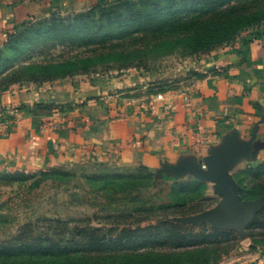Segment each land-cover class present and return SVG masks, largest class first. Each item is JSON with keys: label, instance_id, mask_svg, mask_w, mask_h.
I'll return each mask as SVG.
<instances>
[{"label": "rangeland", "instance_id": "rangeland-1", "mask_svg": "<svg viewBox=\"0 0 264 264\" xmlns=\"http://www.w3.org/2000/svg\"><path fill=\"white\" fill-rule=\"evenodd\" d=\"M120 1L0 0V5L31 8L25 26L10 30L13 36L0 49V95L13 88L22 91L68 79L127 74L143 79L149 97L164 95L186 84L189 68L200 58L233 48L240 37L264 25L260 6L259 20L209 51L153 49L126 67L80 62L90 56L93 39L72 19ZM220 1L224 8L233 3ZM253 10L245 6L237 12L246 16ZM96 169L82 164L33 174L0 173V255L3 249L10 253L33 240L52 239L49 228L58 220L106 229L107 245L124 252L84 264H242L252 253L264 254V166L243 172L237 184L238 207L232 215L256 208L243 238L211 224L209 216L216 212L218 201L205 196L203 185L176 186L141 173L102 176ZM121 229L123 236L117 240Z\"/></svg>", "mask_w": 264, "mask_h": 264}, {"label": "crops", "instance_id": "crops-1", "mask_svg": "<svg viewBox=\"0 0 264 264\" xmlns=\"http://www.w3.org/2000/svg\"><path fill=\"white\" fill-rule=\"evenodd\" d=\"M30 10L0 5V49ZM188 72L153 110L143 79L128 74L9 89L0 95V173L103 165L203 185L218 207L232 201L242 173L264 164V25ZM242 264H264V254Z\"/></svg>", "mask_w": 264, "mask_h": 264}, {"label": "trees", "instance_id": "trees-1", "mask_svg": "<svg viewBox=\"0 0 264 264\" xmlns=\"http://www.w3.org/2000/svg\"><path fill=\"white\" fill-rule=\"evenodd\" d=\"M220 2L123 0L115 5L91 8L85 14L72 19L79 21L81 30L88 31V35L93 39L90 42V56L83 57L80 62H89L90 67H126L133 64L139 55L149 53L153 49L167 50L177 47L191 53L209 51L221 46L243 28L259 20L261 12L258 7H264V0H233V3L225 8ZM245 6H251L254 10L246 16H240L237 11L245 9ZM227 17L229 21L226 22L224 18ZM24 26L23 24L22 27ZM12 36V33L7 34L6 40ZM62 65L64 67V63ZM94 166L97 168V174L102 176L116 173L103 165ZM262 166L264 164L258 168ZM201 188L205 189L204 186ZM51 223L54 224L49 228L53 231L52 239H41L39 243L33 240V243H26L25 249H16L10 253L3 249L0 263L84 264L88 260L101 261L112 255L124 254L123 251L111 250L107 245L110 240L105 236L106 229L82 225L81 222L70 225L58 220ZM158 223L176 227L161 221ZM123 233V229L119 230L116 239L119 240ZM183 240L185 237H182L181 242ZM43 241L45 243L42 245Z\"/></svg>", "mask_w": 264, "mask_h": 264}, {"label": "water", "instance_id": "water-1", "mask_svg": "<svg viewBox=\"0 0 264 264\" xmlns=\"http://www.w3.org/2000/svg\"><path fill=\"white\" fill-rule=\"evenodd\" d=\"M237 207V196H235L232 201L221 204L216 212L209 216V220L214 227L235 231L240 238H243L245 237V228L256 213V208L251 207L232 215Z\"/></svg>", "mask_w": 264, "mask_h": 264}, {"label": "built area", "instance_id": "built-area-1", "mask_svg": "<svg viewBox=\"0 0 264 264\" xmlns=\"http://www.w3.org/2000/svg\"><path fill=\"white\" fill-rule=\"evenodd\" d=\"M98 76V75H97ZM153 103L152 105L149 107V110H153L154 109V104L158 101H161L163 100V95H157L156 97H154L153 99ZM51 128H54V127H51ZM55 129V128H54Z\"/></svg>", "mask_w": 264, "mask_h": 264}]
</instances>
